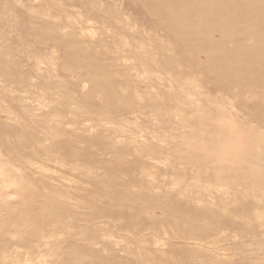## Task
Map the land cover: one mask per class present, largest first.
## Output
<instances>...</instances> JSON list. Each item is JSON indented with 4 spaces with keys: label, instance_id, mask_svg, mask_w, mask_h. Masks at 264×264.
I'll list each match as a JSON object with an SVG mask.
<instances>
[{
    "label": "rangeland",
    "instance_id": "1",
    "mask_svg": "<svg viewBox=\"0 0 264 264\" xmlns=\"http://www.w3.org/2000/svg\"><path fill=\"white\" fill-rule=\"evenodd\" d=\"M0 264H264V0H0Z\"/></svg>",
    "mask_w": 264,
    "mask_h": 264
},
{
    "label": "bare ground",
    "instance_id": "2",
    "mask_svg": "<svg viewBox=\"0 0 264 264\" xmlns=\"http://www.w3.org/2000/svg\"><path fill=\"white\" fill-rule=\"evenodd\" d=\"M233 215V214H232ZM230 217V216H229ZM72 221V220H71ZM223 235V234H222ZM127 236V235H126Z\"/></svg>",
    "mask_w": 264,
    "mask_h": 264
}]
</instances>
